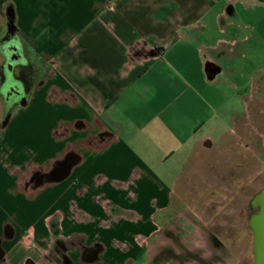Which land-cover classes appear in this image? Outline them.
Listing matches in <instances>:
<instances>
[{
	"label": "crops",
	"instance_id": "1",
	"mask_svg": "<svg viewBox=\"0 0 264 264\" xmlns=\"http://www.w3.org/2000/svg\"><path fill=\"white\" fill-rule=\"evenodd\" d=\"M262 9L0 0V36L11 17L31 69L21 100L0 95V264H152L174 170L217 129V108L199 106L218 97L217 57L237 43L239 10L264 42Z\"/></svg>",
	"mask_w": 264,
	"mask_h": 264
},
{
	"label": "flooded vegetation",
	"instance_id": "2",
	"mask_svg": "<svg viewBox=\"0 0 264 264\" xmlns=\"http://www.w3.org/2000/svg\"><path fill=\"white\" fill-rule=\"evenodd\" d=\"M16 44L6 29L0 36V50L5 57L0 72V95L6 103L21 100L27 91V71L14 47ZM259 111L264 113V104ZM233 132V145H214L209 137L203 136V140H197L194 147L185 151L171 178L166 223L171 226L187 220L181 226L185 232L194 231L197 226L200 232H247L251 237L253 264L250 224L259 214L256 197L264 190V120L251 123L250 130L240 128ZM166 223L161 225L157 237Z\"/></svg>",
	"mask_w": 264,
	"mask_h": 264
},
{
	"label": "rangeland",
	"instance_id": "3",
	"mask_svg": "<svg viewBox=\"0 0 264 264\" xmlns=\"http://www.w3.org/2000/svg\"><path fill=\"white\" fill-rule=\"evenodd\" d=\"M239 12L240 25L235 26L237 43L231 46L230 52L223 48L217 57L222 68L218 97L213 101L209 92L210 104H199L201 109L208 111H212L213 106L217 108L216 121H211L212 117L208 119V124L217 122V129L202 131L195 139L209 137L214 145H233V130H250L251 123L264 120V113L259 111V106L264 104V42L260 34L251 35L247 29L248 13L245 10ZM257 15L262 19L264 9ZM244 36L246 39L248 37L247 41L241 40ZM185 223L187 220L171 226L167 223L164 225L150 246L152 264L252 263L249 233L225 230L200 232L198 226L194 231L185 232L181 227Z\"/></svg>",
	"mask_w": 264,
	"mask_h": 264
},
{
	"label": "water",
	"instance_id": "4",
	"mask_svg": "<svg viewBox=\"0 0 264 264\" xmlns=\"http://www.w3.org/2000/svg\"><path fill=\"white\" fill-rule=\"evenodd\" d=\"M6 29L7 32L11 33L13 35V38L16 40L15 26L12 21L7 22ZM14 47L16 48V50L19 51V47L17 44ZM19 56L20 58H22L20 51ZM256 203L259 207V214L254 218V221L250 224L253 233V264H264V190H262L257 195Z\"/></svg>",
	"mask_w": 264,
	"mask_h": 264
},
{
	"label": "trees",
	"instance_id": "5",
	"mask_svg": "<svg viewBox=\"0 0 264 264\" xmlns=\"http://www.w3.org/2000/svg\"><path fill=\"white\" fill-rule=\"evenodd\" d=\"M9 21H12V18L9 17ZM23 67H24V70L27 71V74L29 75L31 73V69H30V66L27 64V63H23Z\"/></svg>",
	"mask_w": 264,
	"mask_h": 264
}]
</instances>
